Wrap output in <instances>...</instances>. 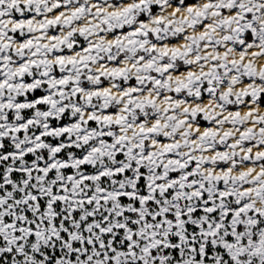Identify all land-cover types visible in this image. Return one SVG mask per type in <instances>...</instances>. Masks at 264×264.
<instances>
[{
  "label": "snow or ice",
  "instance_id": "snow-or-ice-1",
  "mask_svg": "<svg viewBox=\"0 0 264 264\" xmlns=\"http://www.w3.org/2000/svg\"><path fill=\"white\" fill-rule=\"evenodd\" d=\"M0 264H264V0H0Z\"/></svg>",
  "mask_w": 264,
  "mask_h": 264
}]
</instances>
